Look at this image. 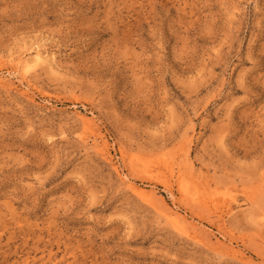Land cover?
Returning a JSON list of instances; mask_svg holds the SVG:
<instances>
[{
    "label": "rangeland",
    "instance_id": "1",
    "mask_svg": "<svg viewBox=\"0 0 264 264\" xmlns=\"http://www.w3.org/2000/svg\"><path fill=\"white\" fill-rule=\"evenodd\" d=\"M0 264H264V0H0Z\"/></svg>",
    "mask_w": 264,
    "mask_h": 264
},
{
    "label": "bare ground",
    "instance_id": "2",
    "mask_svg": "<svg viewBox=\"0 0 264 264\" xmlns=\"http://www.w3.org/2000/svg\"><path fill=\"white\" fill-rule=\"evenodd\" d=\"M44 57L45 56H43V54L42 53H40V52H37V54L31 59L30 58V60L29 59H27L26 60V58H25V60L24 61H22L21 62V60H20V62H16L15 61V65L16 66H19L20 64H22L23 66H25V67H28L31 63H38V62H40V61H42V60H45L44 59ZM13 61V60H12ZM43 62V61H42ZM40 65H41V63H40ZM83 120H84V122L85 123H87L88 124V119L86 118V117H83ZM181 176V175H180ZM182 177V176H181ZM180 177V178H181ZM125 179H128V177L127 176H125ZM131 182V181H130ZM130 182H129V184H128V186L131 188V190H133L135 193H137V194H139L140 196H148L149 197V190H146V189H143V188H140V187H138V186H135L134 184H130ZM165 184H167V183H165ZM169 184V183H168ZM167 184V185H168ZM170 186V185H169ZM169 186H167V187H169ZM166 187V186H165ZM151 192V191H150ZM165 204V203H164ZM163 204V205H164ZM164 206H167L166 204L164 205ZM163 206H161V208H162ZM159 210H161V209H159ZM166 213H165V211H163V213L167 216V219H170L171 221H173L174 222V224H178L179 222H180V214H178V212H174L173 210H171V208L170 209H167V207H166ZM161 211V212H162ZM164 215V216H165ZM182 218V217H181ZM183 219V218H182ZM185 221H183V223H184ZM187 222V221H186ZM180 224V223H179ZM221 224H223V223H221ZM181 225V224H180ZM186 226V225H185ZM185 226H184V228H185ZM220 226V225H219ZM222 227H220V230H221V228H223L224 229V225H221ZM187 229V228H186ZM196 229V228H195ZM194 229V230H195ZM197 233V232H196ZM220 243V242H219ZM220 247H221V245H220ZM226 248V247H225ZM229 249H231V247H229ZM234 250V249H233ZM229 251H231V250H229Z\"/></svg>",
    "mask_w": 264,
    "mask_h": 264
}]
</instances>
